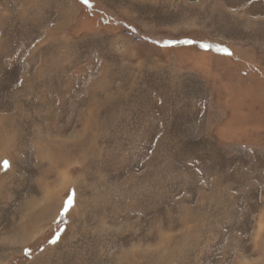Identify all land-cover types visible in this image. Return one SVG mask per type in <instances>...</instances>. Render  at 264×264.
<instances>
[{"label":"rangeland","instance_id":"374dc122","mask_svg":"<svg viewBox=\"0 0 264 264\" xmlns=\"http://www.w3.org/2000/svg\"><path fill=\"white\" fill-rule=\"evenodd\" d=\"M0 264H264V0H0Z\"/></svg>","mask_w":264,"mask_h":264},{"label":"snow or ice","instance_id":"6c2138e0","mask_svg":"<svg viewBox=\"0 0 264 264\" xmlns=\"http://www.w3.org/2000/svg\"><path fill=\"white\" fill-rule=\"evenodd\" d=\"M85 2H87V0H85ZM2 165H3L5 168L10 167V163H9L8 161H3V162H2ZM69 203L71 204L72 201L70 200Z\"/></svg>","mask_w":264,"mask_h":264}]
</instances>
